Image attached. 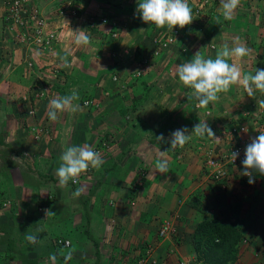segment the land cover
Instances as JSON below:
<instances>
[{"label": "rangeland", "instance_id": "rangeland-1", "mask_svg": "<svg viewBox=\"0 0 264 264\" xmlns=\"http://www.w3.org/2000/svg\"><path fill=\"white\" fill-rule=\"evenodd\" d=\"M133 1L135 0H0V125L3 127L6 142L3 146L0 145V157H9L5 161L16 163L21 175L26 171L20 169H26L27 173L34 176L35 184L47 191L46 199L37 201L29 210L24 209L26 212L22 211L18 203L0 197V227L3 229L0 230V236L7 233L10 237H18L19 240L21 236H27L33 239L32 244H37L40 234L34 233L33 237L30 236L33 233L25 231V227H21L16 220L21 214H27L29 222L32 221L35 227L49 226L48 229L52 232L45 240L53 249V256L41 262L34 258L36 264H49L52 258L56 263L60 261V264H70L67 259L72 258V250H69V247L75 249L84 243L78 244L77 242L82 241L69 235L70 246L67 248H57L55 241L60 236H65L63 232L70 228V220L73 225L76 223V227L71 228L78 235L85 227L78 226L79 219L84 220L81 214L83 202L78 199L85 197L84 194H89V189L86 188H92V181L98 174L97 167L100 166L99 172L102 167V157L105 154L106 157H115L114 150L109 149L116 140L111 137V133L144 127L147 129L150 126L149 113L162 98V94L156 95L155 86L148 83L151 91L148 90L147 94L144 90L140 92V97H144L140 101L145 102L141 110L133 106L128 110L122 106L130 100V103L134 104V101L140 98L136 96V92L130 90L126 92L123 89L119 93L121 96L113 95L114 97L111 96L107 100L102 99L104 93L96 94L99 95V98H96L95 90L98 93V89L103 88L99 86L101 83H97L99 78L88 80L89 77H86L93 85L80 81L84 75L88 76V73L86 69L82 70L81 64L74 56L82 53L86 56L87 69L94 72L90 77L101 68L105 69L112 61L113 65L109 66L119 67L117 72H121V69H128L127 73L131 71L128 74L130 78L126 75L124 78L118 76L117 80L116 77L113 78L111 82L116 86L125 81L128 88L140 87L141 83H138L136 77L140 74L142 77L146 67H152L153 71L155 70L154 75L163 71L169 74V70L176 71V66L172 69L169 67L173 63L178 65L179 73L186 77L182 82L178 80V76V82L172 77L173 81L164 86L166 90H173L174 94L177 92V96L192 95L191 89L205 85L209 90L213 87L214 90L211 91L217 96L213 101L220 103L219 105L216 102L217 108L221 107V104L233 103L234 107H225L224 110L237 109L239 114L232 113L231 117L241 121L243 119L242 125H239L243 127V134L237 135L238 140L246 139L255 145L248 149L247 164L230 172L226 182L230 190L227 196L242 205L240 216H234L233 219L242 235L238 247L243 246V253H249L257 259L256 264H264V258L261 259L264 257V54L256 50V47H264V0H165L172 1V6H164L163 0H158V6L155 4L157 0H142L144 4L132 5ZM149 14L154 19L152 23L146 19ZM122 19L126 20L125 25ZM40 22L43 23L42 26L39 25ZM123 29L127 32L124 40ZM174 29L177 32L173 42L159 57L152 54L151 46L150 50L145 51L146 41L138 42L136 52L133 53L135 47L131 44L137 40L139 33L146 34L152 40L159 32L173 35ZM151 45L153 46L152 41ZM140 48L145 49L143 57L137 52ZM131 54L134 56L130 57ZM135 66L139 68L134 69ZM227 70L233 71V74L228 71L231 73L228 75ZM106 71L109 73L110 70ZM223 72L225 76L222 75ZM104 75L107 73L103 72ZM199 91H193V95L198 97L196 99L210 101V98H205L206 92ZM126 94L128 96L124 98ZM120 99L121 101H118ZM117 106L119 117L124 115V112L127 113L120 119L129 118L132 123H118L109 130L107 112L117 109ZM49 109L50 114L46 117V110ZM56 114L58 118H53L52 115ZM200 118V125L210 124L213 129L211 135L206 130L207 134L202 135L203 139L198 133H192L195 134V147L201 141L203 145L197 146V149L204 147L206 150L219 145L217 148L222 152V147L227 145V142L218 136L222 134V129L227 133L228 129L234 126V119L232 122L223 119L216 123L215 119L205 121ZM193 123L195 124V121ZM212 123L215 125H211ZM129 126L131 127L128 128ZM219 126L222 127L220 131ZM235 137L236 135L232 134L229 142H233ZM0 140L3 141L2 138ZM176 142H181L179 136ZM39 156L49 159V166L42 170L43 174L37 173L36 164L31 160L33 158L37 161ZM26 160H29V164ZM246 170L251 174L247 185L241 182V175ZM192 175L196 180L201 176L194 173ZM53 177L63 178L64 187L60 185V188H57ZM188 184L185 183L183 187L187 188ZM198 184L197 189L209 191L207 181L201 183L199 180ZM183 187L179 195L190 191H185ZM56 189H63L65 193L54 199L52 195ZM83 189L84 193L80 194ZM193 196L198 199L200 192H193L190 199H194ZM209 198L216 203L217 211L225 210L226 213L228 207L225 202L228 197L224 201L221 200L219 205L218 199L221 197H218L216 192L210 194ZM205 206L207 205L200 203L199 209L204 210ZM61 210L67 216L58 222ZM217 211H214V214H218ZM175 220L173 215L167 214L155 221V225L150 229L159 232L165 223L175 228ZM85 230L88 233L89 230ZM70 232L71 235L72 230ZM156 236L159 237L158 233ZM167 237L158 239L163 245H168L170 240L176 238L173 233ZM153 250H150L149 254ZM35 255L36 253H31L30 258ZM140 261L145 264L143 257L132 264ZM181 263H187V259H179L176 264Z\"/></svg>", "mask_w": 264, "mask_h": 264}, {"label": "crops", "instance_id": "crops-1", "mask_svg": "<svg viewBox=\"0 0 264 264\" xmlns=\"http://www.w3.org/2000/svg\"><path fill=\"white\" fill-rule=\"evenodd\" d=\"M143 1L149 2V0ZM143 1L135 0L131 2V4H144ZM171 2L163 0L162 4L164 6H172ZM155 4H157V6L159 5L158 0L155 1ZM146 19H149L150 23L154 22L151 15L147 16ZM117 21L120 24V20L117 19ZM122 23L125 25L126 20L122 19ZM123 32H125V36L123 37L124 40L127 36V32L125 29H123ZM143 35L139 33L137 40L131 44L135 47L133 53L136 52L138 42L142 43L146 41V50H144H150V38L144 33ZM144 50L140 48L141 53H144ZM256 50L264 54V47L261 49L256 47ZM82 55L84 54L79 53L76 56L73 55L77 62L81 64L82 70L84 71L86 69L88 73V76L84 75L80 81H85V83L89 82L93 85V83L88 80H92L96 77L99 78V81L96 82L98 84L101 83L99 86L103 87L98 89V93H96L95 90L94 97L97 98L98 96L99 98V95L96 94L104 93V98L102 99L107 100L111 96L114 97L115 95H119L123 89L126 90V92H128V90L136 92V96L140 97V92L142 90L146 91L147 94V91L150 90L148 83H152L156 88V95L162 94V98H159L160 101L155 103L154 106L156 107L149 113V116H151L148 117L150 126H148L147 129L144 127L137 130L117 132L116 134L111 133V137H115L116 140L113 141V146L109 149H112V151L114 150V153H116L115 157L113 155L106 157L107 154L102 157V167L100 172L98 169L100 166L97 167L98 174L96 175L97 178L92 181V188L85 187L87 190L89 189V194H84L85 197L78 199L84 200L85 203V205L82 204L81 213L84 216V220H82V216L80 215L79 218L81 219L78 221V226L83 227L85 225L82 229L83 232L81 231L78 235L75 230L72 229L76 227V223L73 225L72 220H70L71 226L67 229V232H63L62 230L65 236L59 235L60 238L65 240H70L68 235L76 236L82 241L77 242L78 244L84 243V245L78 246L75 249L74 247H69V250H72V258L67 259V261L70 260V264H129L130 261L131 263H135L140 257H143L145 258V264H176L179 259H187L189 263L196 261V264H205L196 260V253L194 252L192 243V234L195 226L205 217L212 219L217 216V214H214L217 208L216 203L211 200L212 198H209L210 194L213 195L210 188L209 191L207 189H197L199 180L201 183L205 181V178H202L205 149L204 147L197 149V146L203 145L201 141L199 143L200 145L197 143L198 145L195 147V134L192 133H198L200 137L207 134V131L210 135L212 133L213 128H211L210 124H199V120L201 121L199 117H202L205 121L208 119H215L214 121H216V123H219L223 119L232 122V119H234L231 117L232 113L236 115L239 114L237 109L226 111L233 106L232 102H228L227 104H221L219 110V108L215 106L218 101H213L217 98L215 93L211 91L214 90L213 87L211 90L207 89L205 85L195 88L196 90H200V93L206 92L207 96L205 98H210V101H199L200 98L196 99L198 97L193 95L195 89H191L190 92H192V95L184 94L183 96H177V92L174 94L173 90H166L164 86L169 85L168 83L173 81L172 77H174L175 82H178V80L182 82L186 77L179 73L178 65L173 63H171L169 67L172 69L176 66V71L172 72L169 70V74L163 71L154 75L155 70L153 71L152 67H146L142 76V81L144 83L139 81L138 83H141L140 87L130 86V88H128V84L126 85L125 81H122L124 85L121 83L120 86H116L111 80L115 77L117 80L118 76L124 78V75L130 78L128 74L131 73V71L127 73L128 69H121V72H117V68L119 67L111 68L109 66L113 65L112 61L107 64V67L105 66V69L101 68L94 76L90 77L94 72L91 69H87L86 56ZM133 56L134 54H131L130 57ZM136 68H139V66H135L134 69ZM201 68L202 66L199 67V69ZM106 69L110 70L109 73ZM190 70H192V68ZM187 71L189 75V68ZM228 71L230 70H227V72ZM103 72L107 73V75L103 76ZM133 72L135 73L136 71L134 70ZM230 72L233 74V71ZM222 75L225 76L224 72ZM176 76H178V80ZM86 77H89L88 80ZM175 84L174 86H176ZM145 85L147 88H145ZM219 86L220 84L217 88ZM170 93H172V96H170ZM185 93L188 92L186 91ZM127 96L126 94L123 97L127 98ZM145 98H147L146 95ZM141 99H144V97L138 98L137 101H134V104L130 103V100L128 104L122 106L128 110H130L129 108L131 106H135V109L141 110V106L145 103L144 101H140ZM122 100L125 101L126 99ZM225 107L227 108L226 110H224ZM118 109L119 107L107 112V117L109 118V126H107V128H109V130L114 128L118 123L124 124L125 121L127 123H132L129 118L127 120L125 118L120 119V117H124L127 113L124 112V115L119 117L117 113ZM114 112L117 114H114ZM49 114L50 109L46 110V117ZM56 116L58 118L57 114L52 115L53 118ZM52 117L49 116L50 119H52ZM204 117L209 118L205 119ZM235 120L236 119H234V121ZM193 121H195V124ZM211 125L214 126L215 124L212 123ZM130 127L131 126L128 128ZM2 129L3 127L0 125V139L2 138L3 140L2 142L0 140L1 146L6 143L4 141L5 138ZM220 129H222V127L219 126V131ZM178 136L181 142L177 143ZM218 137H220V135ZM201 138L203 139V136ZM88 140H90V138H88ZM60 152H62L61 149ZM57 156H59V154ZM8 159L9 157H4L3 159L0 157V197H5V200L9 199L14 203H18L21 205L22 211L26 212L24 209L29 210L37 201L41 202L44 198L46 199L47 191L35 184L34 176L32 177L31 174L27 173L26 169H20L26 171L25 174L21 175L17 164L12 161H5ZM99 159L98 157V160ZM29 160H26L28 164ZM31 160H34L36 171L39 174H43L42 170L47 169L49 166V159L45 158V156H39L37 161L33 158ZM98 160H96V164ZM4 167L5 169L3 170ZM57 168H59V166H57ZM61 172H63V170ZM192 173L195 175L200 174L201 176L196 180ZM53 179L57 188H60V185L64 187L63 178L60 177L55 179V177H53ZM187 182L189 183L187 187L189 189L183 187ZM181 187H183L185 191H190H186L185 193L187 194L179 195L182 189ZM206 187L207 183L205 185V188ZM84 190L85 189L80 191V194H83ZM196 191L200 192V197H198L195 203L197 204L200 202L203 205H207L204 207L205 210H198L189 204L192 193ZM63 192L65 193L63 189H56L52 197H54V199L59 198L63 195ZM63 210L60 212L62 216L59 215L61 218H59L58 222L65 219L67 216ZM201 213L202 215H200ZM167 214L173 215L176 219L175 226H178V229L176 230V227H173L172 233L176 238H173V240L169 238L170 241L167 243L168 245H163L158 239L159 237L156 236L158 231L155 229L153 230V228L151 230L150 227L155 225V221L163 218ZM26 215L27 214H21V216L15 215L18 216L16 220L20 223L21 227H25V231L29 230V234H31V232L33 233L30 236L33 237L34 233L40 234L38 236V243L36 241L37 244H32L33 239L27 236H21V240L14 236L15 249L21 250L23 255L28 259H31V253H36L35 257L31 260L37 259L38 262L49 260V257L53 256V249L49 247L48 242L45 240L49 234H52L48 229L49 226H44L43 228L40 226L35 227L32 221L29 222L30 218H27ZM68 219L67 217L66 220ZM62 227L64 228V226ZM85 229L89 230L88 233ZM70 230H72L71 235ZM21 233L23 232L21 231ZM85 233L89 236L87 237ZM0 234H2L1 231ZM1 237H3V235L0 236V238ZM262 242L264 246V238ZM242 247H238V257L233 264H256L257 259L253 258L249 253H243L244 250H242ZM6 248V244L0 245V253L3 256L7 255L5 251ZM150 250H153L151 254H149L151 252ZM263 258L264 257H261V259ZM53 259L54 258H52V262L49 264H60V261L56 263ZM5 260V264H20V261L16 260V258H7ZM0 263L2 262L0 261Z\"/></svg>", "mask_w": 264, "mask_h": 264}, {"label": "trees", "instance_id": "trees-1", "mask_svg": "<svg viewBox=\"0 0 264 264\" xmlns=\"http://www.w3.org/2000/svg\"><path fill=\"white\" fill-rule=\"evenodd\" d=\"M150 43H151V38H150ZM151 47H153L151 48V50L153 51L154 46L151 45ZM137 52L139 55H141V57H143V55L145 56V52L141 53L139 49L137 50ZM160 54H162V52ZM160 54L158 55V57L160 56ZM262 59L264 60V56H262ZM138 61H141V59H138ZM136 79L144 83L142 81L143 79L141 77V74L140 76L136 77ZM136 79L134 78V80ZM145 88H147V86ZM118 101H121V99ZM133 107L135 108V106ZM254 120L255 119H253V123H254ZM242 122H243V119L242 121L240 119H237L233 121L234 123L233 125L236 127L237 130H239V128L242 127V126H239V125H242ZM233 127H231V129L229 128L228 131L232 130ZM237 132L232 133L234 136L236 135L235 140L238 139L237 135L242 136L243 134L242 131H239L240 134L239 133L237 134ZM202 170H203L202 173L204 174V175L202 174V177H204L206 175V170L204 169ZM241 177H242L241 182L245 185L249 183V180L251 178V177L245 176L244 174H242ZM205 181L208 182L209 184L208 186L211 189V191L213 193L216 192L218 197H221V199H218L219 201L218 205L220 204L221 200L224 201L226 197L228 198L230 197V196H227L228 193L230 192V190L228 189V186L226 190H221L220 189L221 184H218V183L215 184L211 182L209 178L205 179ZM193 198L194 200H191V199L189 200V204L193 208H196L199 210L200 202L196 204L195 201L197 202V196H193ZM82 202H83V205H85L84 200H82ZM225 203H227V207H228L226 213H225V210H222V211H218V214L215 218L211 219V218L205 217L194 228V231L192 234V243H193L194 252L196 253L197 261H201L205 264H233L237 260L238 246H239V243L241 242L242 235L240 233V228L236 224V221L233 219L236 216L238 217L240 216L242 205H240L238 201L233 202L232 200H230V198ZM0 230L3 231L1 227H0ZM85 234L89 236L87 233ZM4 235L3 237L0 238V245L6 244L7 248L5 251L7 255L3 256L0 253V261L2 262L1 264H5L6 263L5 259L7 258H10V259L16 258V260L23 262V263L21 262L20 264H36V260L28 259L25 255H23L21 250L15 249V239L14 238L10 237L7 233H5ZM196 263H197L196 261L193 263L190 262V264H196Z\"/></svg>", "mask_w": 264, "mask_h": 264}, {"label": "built area", "instance_id": "built-area-1", "mask_svg": "<svg viewBox=\"0 0 264 264\" xmlns=\"http://www.w3.org/2000/svg\"><path fill=\"white\" fill-rule=\"evenodd\" d=\"M40 26L43 25L42 22L39 23ZM177 30H173V35L167 34H155L152 37V44L154 46L153 55L158 56L161 52L169 47V45L173 42L174 34H176ZM231 73L228 72V75ZM86 105L88 102L85 103ZM238 131V132H237ZM239 131H243V128H239L237 130L235 127L232 130L227 131L225 133L222 130V134L220 135L222 139L226 140L227 145L222 147V152H219V145L209 147L204 152L203 157V169L206 170V175L204 176L205 179H210L213 183L221 184L220 189L226 190L227 189V180L228 177L231 175L230 172L238 169L242 166L247 164L248 156H249V147L251 145H255L251 143L249 140L240 139L234 140L233 142H229V138L232 133ZM240 134V133H239ZM228 136V137H227ZM217 146H219L217 148ZM243 174L247 177H251V174L246 170ZM204 175V174H203ZM74 183H76L74 181ZM173 232V227L169 223H165L161 229H159L158 235L160 238H168L167 236ZM55 245L57 247L67 248L70 246V242L65 239H57L55 241ZM142 261L138 262L137 264H141ZM181 264H190L189 261L187 263Z\"/></svg>", "mask_w": 264, "mask_h": 264}]
</instances>
